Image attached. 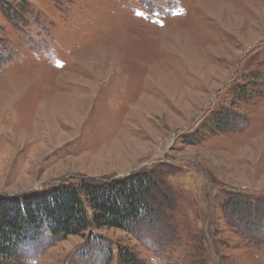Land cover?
Instances as JSON below:
<instances>
[{"label":"rangeland","instance_id":"1","mask_svg":"<svg viewBox=\"0 0 264 264\" xmlns=\"http://www.w3.org/2000/svg\"><path fill=\"white\" fill-rule=\"evenodd\" d=\"M145 171L160 226L46 227L5 264H264L226 208L264 200V0H0V195Z\"/></svg>","mask_w":264,"mask_h":264},{"label":"trees","instance_id":"2","mask_svg":"<svg viewBox=\"0 0 264 264\" xmlns=\"http://www.w3.org/2000/svg\"><path fill=\"white\" fill-rule=\"evenodd\" d=\"M242 93L246 91L245 86ZM245 93V92H244ZM157 180L151 172L132 173L111 181L83 178L65 181L50 192L23 199L0 195V264L17 251L28 232L44 228L57 240L70 236L87 237L91 229L114 228L131 232L140 222L148 226L164 223L152 199ZM226 208L244 217L238 226L257 232L264 228V200L229 201ZM243 212V213H242ZM232 214V213H231ZM125 264H136L127 249H119Z\"/></svg>","mask_w":264,"mask_h":264}]
</instances>
